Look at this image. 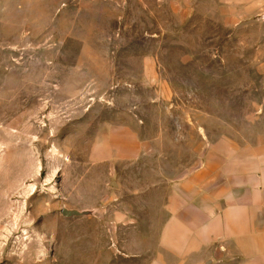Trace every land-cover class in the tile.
Returning a JSON list of instances; mask_svg holds the SVG:
<instances>
[{"label": "rangeland", "instance_id": "374dc122", "mask_svg": "<svg viewBox=\"0 0 264 264\" xmlns=\"http://www.w3.org/2000/svg\"><path fill=\"white\" fill-rule=\"evenodd\" d=\"M207 150L264 158V0H0V264H239L160 247Z\"/></svg>", "mask_w": 264, "mask_h": 264}, {"label": "crops", "instance_id": "0c3cea01", "mask_svg": "<svg viewBox=\"0 0 264 264\" xmlns=\"http://www.w3.org/2000/svg\"><path fill=\"white\" fill-rule=\"evenodd\" d=\"M203 152L165 197L160 247L207 262L264 264V158ZM264 157V156H263Z\"/></svg>", "mask_w": 264, "mask_h": 264}, {"label": "water", "instance_id": "95a60500", "mask_svg": "<svg viewBox=\"0 0 264 264\" xmlns=\"http://www.w3.org/2000/svg\"><path fill=\"white\" fill-rule=\"evenodd\" d=\"M111 185L114 186L115 184L112 183ZM60 214L63 217L70 218V217L86 216V215H88V212H78V211H75V210L62 209L61 212H60Z\"/></svg>", "mask_w": 264, "mask_h": 264}]
</instances>
